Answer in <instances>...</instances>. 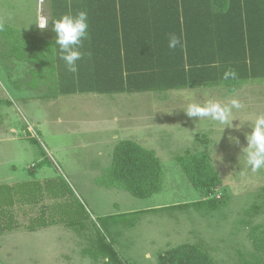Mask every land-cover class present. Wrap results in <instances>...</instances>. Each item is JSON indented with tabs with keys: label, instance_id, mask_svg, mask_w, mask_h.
Wrapping results in <instances>:
<instances>
[{
	"label": "rangeland",
	"instance_id": "1",
	"mask_svg": "<svg viewBox=\"0 0 264 264\" xmlns=\"http://www.w3.org/2000/svg\"><path fill=\"white\" fill-rule=\"evenodd\" d=\"M39 11L38 0H0V22L10 28L47 33L34 24ZM1 58L0 100L4 101L0 109L9 116L0 115V124H4L0 130V182L24 185L31 195H38L41 190L48 194L47 182L54 179L58 186H70L74 192L66 199L43 202L47 203L44 216L55 219L57 224L0 236V260L4 264H93L82 253L86 245L83 233L66 225L81 220V215L87 226L95 230L97 225L114 242L129 264H158L160 253L184 243L203 245L220 264H242L254 252L250 231L251 226L264 221V169L253 172L248 168L243 149L247 147L245 134L252 130L251 121L264 113L263 80L235 91L200 87L165 94L83 93L57 100H34L36 92L25 86L34 82L31 77L25 79L28 67L16 66L24 62ZM233 98L239 99L244 108L233 110L232 126L224 130L211 118L189 117L185 112L192 103L227 105ZM23 117L34 123L33 134L47 150L50 162L42 163L45 157L41 146L26 137L28 128ZM240 122L244 124L238 128ZM112 124L122 127L112 133L113 138ZM15 126L24 128L25 136H16L12 130ZM125 138L157 152L166 172L160 192L140 198L96 182L97 176L111 165L114 146ZM204 149L210 152L223 179V185L211 195L229 193L228 204L215 211L163 209L204 198L175 160L186 150ZM67 202L75 209H70L71 215L77 217H68ZM255 204L260 205L257 210L253 208ZM34 207L32 217L38 215L40 206ZM134 212L139 213L129 215L126 222L110 220L103 225L104 217ZM147 253L151 254L148 259Z\"/></svg>",
	"mask_w": 264,
	"mask_h": 264
},
{
	"label": "trees",
	"instance_id": "2",
	"mask_svg": "<svg viewBox=\"0 0 264 264\" xmlns=\"http://www.w3.org/2000/svg\"><path fill=\"white\" fill-rule=\"evenodd\" d=\"M52 6L53 19L79 11L88 13L89 35L82 41L83 55L77 61V73L68 72L61 59L50 55L55 43L54 31L48 39L0 22V58L5 56L27 64L25 79L31 77L34 82L31 80L25 86L33 89L39 99L76 93L165 94L200 87H225L235 91L249 83L264 81V0H52ZM170 34L180 37L183 47L170 49ZM229 69L237 73L238 79L223 81L224 72ZM26 137L41 146L45 157L42 163L50 162L47 152L29 129ZM175 160L204 198L163 209L215 211L228 204L229 193L211 195L223 185V179L208 149L186 150L176 155ZM165 176L162 160L154 149L125 138L116 144L111 165L96 182L147 198L163 189ZM47 184L48 194L41 190L38 195H31L24 185L0 184V234L19 227L15 210L22 204L40 206L28 229L34 231L58 223L44 216L47 203L43 202L66 199L68 195L74 196V192L70 186H58L54 179ZM72 206L66 203L67 215L77 217V214L71 215L70 209L75 210ZM259 207L253 206L256 210ZM138 213L109 215L102 222L106 225L110 220L125 221L129 215ZM80 218L83 220L66 222V225L83 233L86 241L83 255L89 256L93 264H105V257L107 264H129L97 225L94 230L86 225L82 215ZM250 240L254 252L242 264H264V221L251 226ZM158 264L220 263L203 245L184 243L160 253Z\"/></svg>",
	"mask_w": 264,
	"mask_h": 264
},
{
	"label": "clouds",
	"instance_id": "3",
	"mask_svg": "<svg viewBox=\"0 0 264 264\" xmlns=\"http://www.w3.org/2000/svg\"><path fill=\"white\" fill-rule=\"evenodd\" d=\"M227 9L225 8V11ZM53 31L55 32V43L50 49V55L58 57L64 62L65 68L70 73H77V61L81 60L83 53L80 51L82 41L89 35V17L87 11H79L75 15L68 13L62 14L58 19H53ZM49 17L42 15V10L38 13L34 24L40 30L47 28ZM177 46L183 47L182 39L175 34H170L168 47L175 49ZM238 79L237 73L229 69L224 72L223 81ZM244 105L237 98L230 100L229 104L223 105L217 102L206 104H189L185 110L189 117L211 118L223 126L231 127L233 110H241ZM246 122V121H245ZM249 122V121H248ZM243 123L237 125L239 128ZM251 132L246 133L247 147L243 149L245 163L253 172L264 169V113H259L250 123ZM147 253L145 258H150ZM107 264V257H105Z\"/></svg>",
	"mask_w": 264,
	"mask_h": 264
},
{
	"label": "crops",
	"instance_id": "4",
	"mask_svg": "<svg viewBox=\"0 0 264 264\" xmlns=\"http://www.w3.org/2000/svg\"><path fill=\"white\" fill-rule=\"evenodd\" d=\"M38 2L40 3V11L42 10V15H47L48 17H49V21H48V25H47V28L45 29V30H48L47 31V33L45 32V34H37V33H35V34H37V35H39V36H41V37H44V38H48V39H51L52 37H53V35H54V33H53V29H52V19H53V6H52V0H43V1H40V0H38ZM39 11V12H40ZM27 32V31H26ZM31 33H34V32H31ZM2 59V58H1ZM12 60H14V59H12ZM14 61H17V60H14ZM18 62V61H17ZM19 63V62H18ZM13 64H14V62H13ZM25 65V67L27 66V64H21V63H19L18 65H16V66H24ZM24 72V71H23ZM23 74V73H22ZM76 94H83V93H76ZM118 94H125V93H118ZM71 95H75V94H71ZM113 95H116V94H113ZM62 96H65V95H62ZM62 96H59L58 98H56V100L57 99H59V98H61ZM66 96H69V95H66ZM5 98V97H4ZM4 98H1V99H4ZM34 100L35 99H37V100H42V99H39V98H37L36 96H34V97H32ZM22 102H26V101H22ZM0 115L2 116V117H4V118H8V116H9V113L8 112H6L5 110H1L0 109ZM24 118V121H25V128H28L32 133L34 132L35 133V131H34V128H33V125H34V123H31L30 122V120L29 119H27L26 117H23ZM120 124V123H119ZM119 124L116 126V127H118V128H115V126L112 124V131L110 132V134H111V136H112V133L114 134H116V132L117 131H120V130H122V127L121 126H119ZM4 124H3V122L0 124V130L1 129H3L2 128V126H3ZM114 127V128H113ZM20 129H22V132L20 131ZM24 128H16V126L15 127H12V130L14 131L13 133L14 134H16V136H20V135H22V133H23V136H25V131L23 130ZM34 135V134H33ZM35 136V135H34ZM37 137V136H36ZM112 138H113V136H112ZM1 139V138H0ZM6 139V138H5ZM116 146V145H115ZM115 146H114V148H115ZM46 152H47V150H45ZM113 151H114V149H113ZM98 177V176H97ZM3 183H6V184H10V185H13V184H16V183H12V182H0V184H3ZM32 209H35V207H33L32 205H29V204H22V205H18V206H16V218L18 219V221L20 222V225H19V227L17 228V229H15V230H12V231H10V232H13V231H18V230H23V231H27V232H34V231H37V230H40V229H42V228H45V227H42V228H40V229H37V230H30V229H28L27 228V225L30 223V220H31V218H32V216H33V214H32ZM23 218V220L24 221H21V219L20 218ZM26 220V221H25ZM10 232H7V233H10ZM7 233H4V234H7ZM4 234H0V236H2V235H4ZM2 246H0V248H1ZM1 261V260H0ZM1 263L2 264H4L2 261H1Z\"/></svg>",
	"mask_w": 264,
	"mask_h": 264
},
{
	"label": "built area",
	"instance_id": "5",
	"mask_svg": "<svg viewBox=\"0 0 264 264\" xmlns=\"http://www.w3.org/2000/svg\"><path fill=\"white\" fill-rule=\"evenodd\" d=\"M40 1H43V0H40Z\"/></svg>",
	"mask_w": 264,
	"mask_h": 264
}]
</instances>
